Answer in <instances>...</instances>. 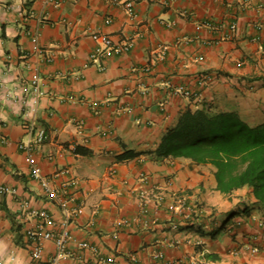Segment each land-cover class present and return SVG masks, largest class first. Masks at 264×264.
<instances>
[{
  "label": "crops",
  "instance_id": "obj_1",
  "mask_svg": "<svg viewBox=\"0 0 264 264\" xmlns=\"http://www.w3.org/2000/svg\"><path fill=\"white\" fill-rule=\"evenodd\" d=\"M128 1L0 0V264H52L40 211L70 236L62 264H264L251 189L226 195L211 165L154 153L205 102L264 121V0ZM35 74L46 139L30 157Z\"/></svg>",
  "mask_w": 264,
  "mask_h": 264
},
{
  "label": "trees",
  "instance_id": "obj_2",
  "mask_svg": "<svg viewBox=\"0 0 264 264\" xmlns=\"http://www.w3.org/2000/svg\"><path fill=\"white\" fill-rule=\"evenodd\" d=\"M154 153L159 158L211 165L220 192L231 195L237 189L250 188L253 207L264 217V121L251 123L237 110L217 109L205 102L182 112Z\"/></svg>",
  "mask_w": 264,
  "mask_h": 264
},
{
  "label": "built area",
  "instance_id": "obj_3",
  "mask_svg": "<svg viewBox=\"0 0 264 264\" xmlns=\"http://www.w3.org/2000/svg\"><path fill=\"white\" fill-rule=\"evenodd\" d=\"M126 7L131 14H134V0H129L126 3ZM235 28L236 26L233 24L231 26V29L233 30ZM93 38L97 41L102 42L107 47L112 48V41L108 34L97 32L93 34ZM122 49L124 48L118 47L115 50L122 51ZM101 51H102V48H98L97 52H101ZM211 79H212V76L208 75L206 80L210 81ZM32 83H33L32 96L29 100L30 108L27 112L28 119H29V124L27 127L30 130V138L26 142L24 141L20 142V148L25 149L29 153L30 157L33 156L32 153H33L34 148L37 145L43 143L46 139V131L42 128L36 127V119H37L36 114L38 111V106H39V102H40V98L42 94L40 90L39 76L37 74L34 75ZM181 91H183L187 95L191 94L190 90H184L182 88ZM32 164H33V169H34V175L36 177H41L40 167L33 160H32ZM42 182L48 190H52V188L49 187V184L46 182V180H43ZM8 192H9V189L6 186L0 185V196ZM138 193H139V197L141 200V206H142L140 214L141 215L147 214L150 211V207L154 203L153 192L148 188L147 185H143L141 188H139ZM22 206L26 207L27 204L24 203L22 204ZM64 212L66 216L68 217V219H70L72 216L71 211L67 207H65ZM36 215L42 218V221L38 225V228H39L38 234H40L39 237L41 239H48V240L52 239L56 242V245H57V253L55 254L52 260V264H62V258L66 251L67 242L70 239L68 232L63 231L61 233L56 234L55 232L51 230H47L46 224L51 223V219L49 215L45 211H40ZM80 245L82 248L95 251V247H93L89 242H81ZM38 247H40V244Z\"/></svg>",
  "mask_w": 264,
  "mask_h": 264
}]
</instances>
